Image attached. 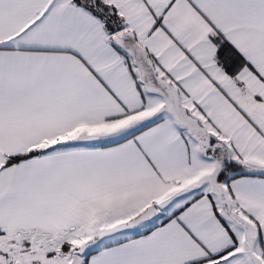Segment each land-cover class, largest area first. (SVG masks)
<instances>
[{"label":"snow or ice","instance_id":"snow-or-ice-1","mask_svg":"<svg viewBox=\"0 0 264 264\" xmlns=\"http://www.w3.org/2000/svg\"><path fill=\"white\" fill-rule=\"evenodd\" d=\"M0 264H264V0H0Z\"/></svg>","mask_w":264,"mask_h":264}]
</instances>
